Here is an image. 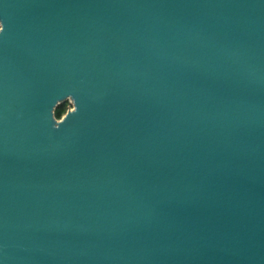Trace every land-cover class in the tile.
I'll return each instance as SVG.
<instances>
[{
	"label": "water",
	"instance_id": "water-1",
	"mask_svg": "<svg viewBox=\"0 0 264 264\" xmlns=\"http://www.w3.org/2000/svg\"><path fill=\"white\" fill-rule=\"evenodd\" d=\"M0 29V264H264V0H0Z\"/></svg>",
	"mask_w": 264,
	"mask_h": 264
},
{
	"label": "trees",
	"instance_id": "trees-1",
	"mask_svg": "<svg viewBox=\"0 0 264 264\" xmlns=\"http://www.w3.org/2000/svg\"><path fill=\"white\" fill-rule=\"evenodd\" d=\"M69 104H70L69 100H65L57 106L56 108L57 117H61L68 110Z\"/></svg>",
	"mask_w": 264,
	"mask_h": 264
},
{
	"label": "rangeland",
	"instance_id": "rangeland-1",
	"mask_svg": "<svg viewBox=\"0 0 264 264\" xmlns=\"http://www.w3.org/2000/svg\"><path fill=\"white\" fill-rule=\"evenodd\" d=\"M69 102H70V104H69L68 108H72L74 106V104H73V102L70 99H69Z\"/></svg>",
	"mask_w": 264,
	"mask_h": 264
},
{
	"label": "clouds",
	"instance_id": "clouds-1",
	"mask_svg": "<svg viewBox=\"0 0 264 264\" xmlns=\"http://www.w3.org/2000/svg\"><path fill=\"white\" fill-rule=\"evenodd\" d=\"M4 29H0V31H3Z\"/></svg>",
	"mask_w": 264,
	"mask_h": 264
}]
</instances>
